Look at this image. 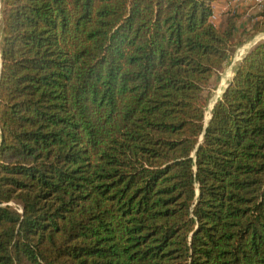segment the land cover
Masks as SVG:
<instances>
[{
	"label": "trees",
	"instance_id": "obj_1",
	"mask_svg": "<svg viewBox=\"0 0 264 264\" xmlns=\"http://www.w3.org/2000/svg\"><path fill=\"white\" fill-rule=\"evenodd\" d=\"M215 0H3L0 264H264V40ZM202 138V139H201Z\"/></svg>",
	"mask_w": 264,
	"mask_h": 264
},
{
	"label": "crops",
	"instance_id": "obj_2",
	"mask_svg": "<svg viewBox=\"0 0 264 264\" xmlns=\"http://www.w3.org/2000/svg\"><path fill=\"white\" fill-rule=\"evenodd\" d=\"M213 6L214 12L218 15L216 25L219 22L223 24L224 19L229 15H242L238 22L236 38H240L245 34V31L250 32L254 23L258 20L257 14L261 11L259 6L248 0H215ZM262 40H264V33H259L253 38L246 40L241 46V57L238 58L237 62L241 61L247 52Z\"/></svg>",
	"mask_w": 264,
	"mask_h": 264
},
{
	"label": "rangeland",
	"instance_id": "obj_3",
	"mask_svg": "<svg viewBox=\"0 0 264 264\" xmlns=\"http://www.w3.org/2000/svg\"><path fill=\"white\" fill-rule=\"evenodd\" d=\"M2 7H3V0H0V36H1V25H2ZM221 22L217 25L221 26ZM240 47L235 52L233 58H231L228 63L224 66V69L219 72L213 79L211 86L205 92L206 98V120L210 116L211 109L213 107L214 102L219 99L224 92L225 88L227 87L229 81L232 79L234 74V68L237 64L238 58H240Z\"/></svg>",
	"mask_w": 264,
	"mask_h": 264
},
{
	"label": "built area",
	"instance_id": "obj_4",
	"mask_svg": "<svg viewBox=\"0 0 264 264\" xmlns=\"http://www.w3.org/2000/svg\"><path fill=\"white\" fill-rule=\"evenodd\" d=\"M248 1L255 3L257 6L260 7V10L264 8L263 0H248ZM217 21H218V15L215 12H213V15L211 17V22L216 24Z\"/></svg>",
	"mask_w": 264,
	"mask_h": 264
},
{
	"label": "water",
	"instance_id": "obj_5",
	"mask_svg": "<svg viewBox=\"0 0 264 264\" xmlns=\"http://www.w3.org/2000/svg\"><path fill=\"white\" fill-rule=\"evenodd\" d=\"M242 59H243V58H242ZM242 59H241V60H242ZM1 68H2V57H1V54H0V73H1ZM227 87H228V85H227ZM227 87H226V88H227ZM226 88H225V89H226ZM223 93H224V92H223ZM223 93H222V94H223ZM217 101H218V99L214 102L213 107H212V109H211V112H212L214 106L216 105ZM211 116H212V115H211V113H210V116H209L208 119L205 121L206 126L208 125V123H209V121H210V119H211ZM201 139H202V138H201Z\"/></svg>",
	"mask_w": 264,
	"mask_h": 264
}]
</instances>
